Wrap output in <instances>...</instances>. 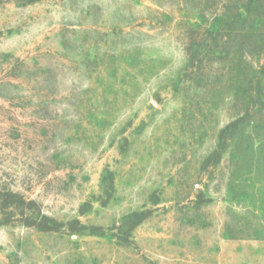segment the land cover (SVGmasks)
I'll return each instance as SVG.
<instances>
[{
	"label": "rangeland",
	"instance_id": "374dc122",
	"mask_svg": "<svg viewBox=\"0 0 264 264\" xmlns=\"http://www.w3.org/2000/svg\"><path fill=\"white\" fill-rule=\"evenodd\" d=\"M247 1L0 0V264H264Z\"/></svg>",
	"mask_w": 264,
	"mask_h": 264
},
{
	"label": "trees",
	"instance_id": "16d2710c",
	"mask_svg": "<svg viewBox=\"0 0 264 264\" xmlns=\"http://www.w3.org/2000/svg\"><path fill=\"white\" fill-rule=\"evenodd\" d=\"M263 0H248L243 4H237V13L234 20L240 24H245L247 20L251 23L254 30L264 26ZM250 26V27H251Z\"/></svg>",
	"mask_w": 264,
	"mask_h": 264
}]
</instances>
